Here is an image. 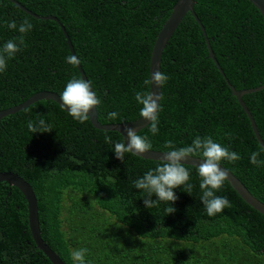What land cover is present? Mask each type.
I'll return each mask as SVG.
<instances>
[{
    "label": "trees",
    "instance_id": "1",
    "mask_svg": "<svg viewBox=\"0 0 264 264\" xmlns=\"http://www.w3.org/2000/svg\"><path fill=\"white\" fill-rule=\"evenodd\" d=\"M38 16H52L63 26L87 81L100 98L98 122L126 124L139 118L134 92L149 79L153 44L177 0H15ZM214 57L237 91L264 85V19L247 0H194ZM25 19L33 28L25 44L0 73V111L40 92L61 96L68 81L80 78L57 23L31 18L0 0V47L19 36L9 30ZM159 131L147 136L152 151L166 152L196 136H210L241 157L222 167L264 204V166L250 163L260 150L249 121L208 57L203 35L187 14L163 50ZM242 101L264 143V89ZM117 112L116 119L108 114ZM44 119L52 131L31 133L29 120ZM110 136L112 143H105ZM123 142L115 132L80 123L52 101H40L0 119V173L21 177L33 189L41 238L64 264L71 252L87 248L86 264H264V217L246 205L225 181L215 194L231 207L208 216L200 201L198 168L187 166L188 183L175 189V212L160 202L145 208L147 194L134 181L157 161L128 153L114 154ZM200 158V157H195ZM201 159V158H200ZM259 159L264 160V152ZM156 200L155 195L151 197ZM0 264H51L30 234L22 194L0 183Z\"/></svg>",
    "mask_w": 264,
    "mask_h": 264
},
{
    "label": "clouds",
    "instance_id": "2",
    "mask_svg": "<svg viewBox=\"0 0 264 264\" xmlns=\"http://www.w3.org/2000/svg\"><path fill=\"white\" fill-rule=\"evenodd\" d=\"M6 23L9 30L18 31L20 35L8 40L0 47V73L6 70L7 62L14 59L16 54L22 50L25 44L24 36L33 28L32 23L27 19L19 25L15 20ZM67 62L77 65L79 59L76 56H69ZM167 79L168 77L163 72L156 71L152 73L150 79L144 80V90L134 92L137 104L142 106L139 116L148 122L147 128L152 135H156L159 131L158 112L161 97L156 92L150 91V86L162 89ZM60 100L62 108L67 109L68 114L80 123L88 121L90 110L95 109L101 103L100 98L92 90L91 81L80 78H72L68 81ZM118 116L117 112H111L108 114V119H116ZM26 126L33 134L52 131L51 126L46 124L42 118L38 121L29 120ZM125 135L127 145H125L124 139L123 142L114 144L116 159L124 161L125 154L128 153L140 157L151 150L152 144L149 138L139 135L135 129L126 128ZM105 143H112L110 136L105 137ZM164 148L169 151L162 153L163 158L156 167L134 181V187L147 194L143 199L145 208L155 207L160 202H164L169 205L165 208L167 215L175 212V208L171 206L177 200L174 190L185 186L186 191L191 193L193 188V185L188 183L190 172L184 163L187 158L192 157H200L202 161L197 171L201 181L199 184L202 192L200 201L205 207L207 215L214 216L222 212L224 208L231 207L227 197H220L215 193L223 187L228 179V173L220 166L221 162L234 163L240 160L241 157L238 153L215 142L210 136H196L190 145L180 148H176L173 141L167 140L164 143ZM261 152H264V147L250 155V163L256 167L264 166V160L259 159ZM153 195L156 197L155 201L151 199ZM87 252V248L74 249L71 252L74 264H86Z\"/></svg>",
    "mask_w": 264,
    "mask_h": 264
},
{
    "label": "water",
    "instance_id": "3",
    "mask_svg": "<svg viewBox=\"0 0 264 264\" xmlns=\"http://www.w3.org/2000/svg\"><path fill=\"white\" fill-rule=\"evenodd\" d=\"M7 1L14 4L17 8H19L22 12H24L25 14H27L31 18L38 19V20H48V21H53L54 23H57L59 25L60 30L62 31V34H63L64 39L66 41L68 50L71 53V56H75L74 50H73L72 45L68 39V36H67L63 26L60 24V22L58 21L57 18L52 17V16L43 17V16L35 15V14L31 13L30 11H28L27 9H25L22 5H20L15 0H7ZM247 1L259 12L261 17L264 19V0H247ZM194 5H195L194 0H177L176 3L174 4V6L172 7L168 18L165 21V23L162 25L159 33L157 34L155 42H154L153 47H152V51H151V55H150V61H149V79L151 78L152 73H154L156 71H160V63H161V57H162L163 50L165 49V47L168 44L169 40L171 39L173 33L178 28V26L180 25V23L182 22L184 17L187 14H190L191 17L194 19L195 23L198 25V27H199L202 35H203L204 43H205V46H206V49L208 52L209 59L215 65L217 71L222 76L226 86L230 90L231 95L236 99L238 105L242 109L243 113L246 115L256 142L259 144L260 147H264V143H263V141H262V139H261V137L257 131L256 124L253 120V117H252L251 113L249 112L248 108L246 107V105L244 104V102L242 101V97L244 95L252 94V93L258 92L260 90H263L264 85H262L256 89L237 91L229 84V82L227 81V79L225 78V76L223 74V71L221 70L220 66L218 65V63L214 57V54H213L211 47H210V44H209V40L207 39L206 34H205V30H204L202 24L200 23V21L198 20L196 14L194 13V10H193ZM76 67L80 73L81 79H84L85 81H87V79L84 75V72H83L82 68L80 67V65L77 64ZM150 91L156 92L161 97V89L155 88L154 86H150ZM40 101H52V102L56 103L62 110H64L65 112L68 113L67 109L62 108V102L60 100V96H58L57 94L52 93V92H40V93L32 95L25 102L13 107V108L0 111V119L6 117L8 115L15 114V113L27 108L28 106H30L34 103L40 102ZM159 103H160V99H159ZM89 116H90L89 123L94 129L104 131V132H115V133H117L119 136H121L122 141L124 139L125 145H127V139H126V135H125V129L126 128H133L137 132H140L141 130L146 128L148 125V122L144 121L140 117L137 118L136 120L128 122L126 124H107V125H104V124H101L98 122L96 108L90 110ZM162 153H164V152H158V151L150 150L148 153H145V154L141 155L140 157H138V156H135V157H138V158L144 159V160H151V161L159 162L163 158ZM201 162L202 161L200 158H195V157L187 158L184 161V163L187 166H191V167H195V168H198ZM221 168L225 169L226 172L228 173V179L226 180V182L235 191V193L242 199V201L246 205H248L250 208H252L254 211H256L258 214H260L261 216L264 217V204L262 202H260L259 200H257L230 171H228L226 168H224L222 166H221ZM1 182H4L7 185L16 188L24 197V199L27 203L28 228H29L32 240H33L36 248L42 252V254L48 259V261L51 264H64L61 261V259L58 257V255L56 253H54L45 244V242L41 238V233H40V229H39V221H38V208H37L36 197H35V194L33 192V189L21 177H19L16 174L9 173V172L0 173V183Z\"/></svg>",
    "mask_w": 264,
    "mask_h": 264
}]
</instances>
